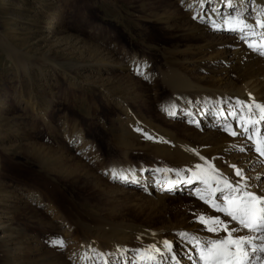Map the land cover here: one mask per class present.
<instances>
[{"label":"rangeland","instance_id":"obj_1","mask_svg":"<svg viewBox=\"0 0 264 264\" xmlns=\"http://www.w3.org/2000/svg\"><path fill=\"white\" fill-rule=\"evenodd\" d=\"M168 4L175 0H0V264H63L87 240L78 223L169 238L188 222L223 224L190 195L194 169L171 148L184 141L224 162L245 153L221 150L186 116L168 113L175 99L160 73L170 51H186L189 19L157 24L151 12ZM188 52L180 57L188 66L225 65ZM117 168L181 183L170 194L128 192L111 176Z\"/></svg>","mask_w":264,"mask_h":264},{"label":"bare ground","instance_id":"obj_2","mask_svg":"<svg viewBox=\"0 0 264 264\" xmlns=\"http://www.w3.org/2000/svg\"><path fill=\"white\" fill-rule=\"evenodd\" d=\"M167 7L170 9L165 7L151 12L157 24L178 28L177 19H190L182 23L187 27L186 38L184 35L181 38V41L186 40V51H170L169 68L160 73L163 85L175 99L168 113L173 118L186 116L196 125L197 132L214 139L217 145L222 146L221 150L245 153L235 154L224 162L216 155L217 149H214L217 152L210 160L207 154L196 151L184 141L176 142L171 148L177 160L194 169L196 184L190 195H196L208 219L220 218L223 224L216 225V230L212 231L213 224L188 222L184 227L187 229L182 228L180 234L169 238L155 233L132 237L103 224L91 229L78 223L87 240L79 241L78 249L68 258L59 257L63 264H205L201 258L202 249L210 246L211 241L226 239L228 231L225 229L232 231L233 238L262 236L256 235L257 231L240 227L222 209L228 206L224 199L227 195L239 198L245 192H264V181L259 179L264 175V159L257 151V148L264 149V119L256 107L264 106V27H261L264 24V0H175L174 7L169 4ZM213 29L229 32L234 39H213L207 35ZM230 50L231 59L227 60L226 54ZM188 51H195L201 58L209 56V61L215 64L223 61L225 65L222 64V69L216 67L219 70L209 67L206 70L201 67L202 63L200 66L199 63L188 66L180 59ZM197 70L204 71V74L196 75ZM212 120H216V125ZM238 158L243 160L242 164ZM255 164L260 165L259 171L253 170ZM237 169L242 175H237ZM144 172L142 169L140 175L135 172L126 174L118 169L111 176L115 174L114 178L123 188L129 185L124 189L128 192H137L134 188L140 187L152 195L160 192L170 194L181 183L171 173L162 176L153 173L155 177H144ZM225 182L239 190L226 188ZM220 191H224L223 197L216 199ZM51 211L56 219L60 218L56 209L52 207ZM261 243L259 239L253 241L257 248ZM251 247L245 245L249 257L244 264H264V252H252ZM49 259L52 258L48 257L47 261Z\"/></svg>","mask_w":264,"mask_h":264},{"label":"snow or ice","instance_id":"obj_3","mask_svg":"<svg viewBox=\"0 0 264 264\" xmlns=\"http://www.w3.org/2000/svg\"><path fill=\"white\" fill-rule=\"evenodd\" d=\"M264 27V24H261ZM259 111L262 113L261 119H264V106L256 105ZM233 135H236L233 132ZM257 151L264 155V149L257 148ZM237 175H242L240 170H236ZM195 175V174H194ZM225 187L238 191L239 189H233L230 183L225 182ZM228 206L222 209L225 211L232 220L237 221L239 226L250 231H264V192L253 193L245 192L243 196L237 198L233 195H227L224 197ZM203 220V218H201ZM221 223L220 221H213V226L210 230L215 231L216 225ZM228 231V237L226 239H220L211 241L210 246L202 249L201 258L204 259L205 264H244L249 257V252L245 248V245H251V251L257 250L264 252V236L259 237H236L233 238L232 231ZM255 239H259L262 243L257 246L253 244Z\"/></svg>","mask_w":264,"mask_h":264}]
</instances>
